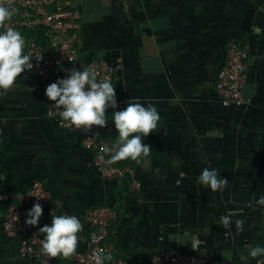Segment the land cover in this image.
Masks as SVG:
<instances>
[{"label":"crops","instance_id":"obj_1","mask_svg":"<svg viewBox=\"0 0 264 264\" xmlns=\"http://www.w3.org/2000/svg\"><path fill=\"white\" fill-rule=\"evenodd\" d=\"M73 2L83 59L107 61L116 96L154 105L160 121L143 141L150 154L125 160L129 182L141 184L133 191L126 180L98 175L80 135L46 115L38 77L22 72L0 109V264H39L20 255L22 236L3 227L8 205L20 202L6 197L27 193L35 180L57 202L52 215H75L83 225L76 253L56 257L58 264H77L88 249L87 213L101 205L118 212L107 240L112 261L152 264L153 253L177 247L245 264L250 246H264V207L255 203L264 196V0ZM231 39L249 51L242 107L223 105L216 91ZM206 167L229 181L223 192L197 182ZM229 212L236 214L226 234L218 223ZM39 222L51 223L47 209ZM257 260L264 257L246 264Z\"/></svg>","mask_w":264,"mask_h":264},{"label":"built area","instance_id":"obj_2","mask_svg":"<svg viewBox=\"0 0 264 264\" xmlns=\"http://www.w3.org/2000/svg\"><path fill=\"white\" fill-rule=\"evenodd\" d=\"M9 0H0V4L7 5ZM16 8L15 15L2 27H12L27 38V53L31 55L33 69L31 73L39 79L42 95L46 101V115L57 122L60 127L78 133L83 146L92 152V164L98 175L104 180L123 181L133 170L123 165L124 160L114 161L112 156L118 150V140L113 141L116 132L111 122L113 111H119L127 106L129 101L124 97H117L118 108L108 109L107 125L104 128L92 126L91 130H73L59 116L61 109L50 107L55 102L48 100L45 89L58 78L67 76L70 70L83 71L91 69L99 78L109 77L113 80V69L105 60L86 61L79 52L78 43L81 33V14L74 7L73 0H11ZM42 30L48 37L49 43L38 42L29 33ZM249 73V51L240 41L231 39L226 49V59L221 67L216 91L225 106L242 107L245 103L244 92ZM4 92L0 93V109ZM131 190H137L141 184L132 180ZM36 196V197H35ZM18 198L19 203H10L4 215L3 227L10 235H21L19 253L23 257H32L39 264H58L55 258L47 257L41 250L43 234L39 228L47 225L38 223L32 227L25 223L27 211L34 203H40L43 209L55 214L57 202L48 194L43 182L35 180L30 190L24 194L9 193L6 199ZM118 212L110 205H101L90 209L87 220L91 227L88 249L77 253V264H96L97 254H108L111 246L107 242L111 223L117 218ZM152 264H234L229 260L212 259L185 252L177 247L155 252L151 255ZM110 264H131L122 259H116Z\"/></svg>","mask_w":264,"mask_h":264},{"label":"clouds","instance_id":"obj_3","mask_svg":"<svg viewBox=\"0 0 264 264\" xmlns=\"http://www.w3.org/2000/svg\"><path fill=\"white\" fill-rule=\"evenodd\" d=\"M16 8L11 0L7 5L0 4V26L5 25L15 15ZM26 41L21 32L12 27L0 30V93L10 90L18 76L25 71L33 69L32 57L25 51ZM48 100L55 102L50 106L61 109L59 116L62 122H66L73 130H91L92 126L104 128L107 125L108 109H117V97L115 86L109 77L99 78L91 69L83 71L70 70L66 77L58 78L45 89ZM160 115L157 108L139 101H128L127 106L119 111H113L111 122L114 124L118 137V150L111 157L114 161L131 160L138 161L146 158L151 151L149 145L143 143L150 132L156 131ZM184 173H181L183 178ZM2 179V177H0ZM177 180V184H180ZM197 182L209 188L212 192H223L229 181L220 175L215 168H204L197 177ZM36 197V196H35ZM256 205L264 207V196L255 201ZM234 212L221 216L219 223L225 228L227 234L229 226L233 224L231 217ZM43 215L40 203H34L27 211L25 223L36 227ZM51 223L39 228L43 234L41 250L49 258L58 256L70 257L76 253L79 236L83 229L80 219L75 215H52ZM235 225L241 228L242 220L235 221ZM256 259L264 257V246H250L247 256L242 257ZM96 264H110L112 256L100 253L94 257ZM257 264L264 261L257 260Z\"/></svg>","mask_w":264,"mask_h":264},{"label":"trees","instance_id":"obj_4","mask_svg":"<svg viewBox=\"0 0 264 264\" xmlns=\"http://www.w3.org/2000/svg\"><path fill=\"white\" fill-rule=\"evenodd\" d=\"M43 32H42V30H40V32L38 33V34H36V37L34 36V38L38 41V42H47V38H44V36H43ZM31 36V35H30ZM37 36H40V37H38V39H37ZM112 140L115 142V141H117L118 140V137H117V133L115 132L114 134H113V137H112ZM123 165H127L126 164V161L124 160V162H123ZM130 175H128L124 180H126V182L128 183V184H130V182H129V180H130ZM123 180V181H124Z\"/></svg>","mask_w":264,"mask_h":264}]
</instances>
